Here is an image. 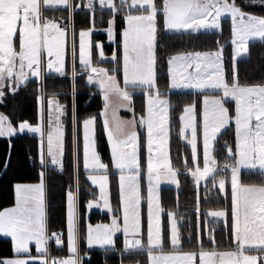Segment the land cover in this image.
<instances>
[{"label": "snow or ice", "instance_id": "1", "mask_svg": "<svg viewBox=\"0 0 264 264\" xmlns=\"http://www.w3.org/2000/svg\"><path fill=\"white\" fill-rule=\"evenodd\" d=\"M51 0H43L49 4ZM69 5V0H56ZM249 4L264 5V0H247ZM102 7L113 9L107 29L111 40L115 41V14L126 11L123 17L127 26L122 31V52L114 51L107 57L101 43L93 44L90 37L93 28L79 32V61L88 73L89 83H96L103 94L104 107L101 113L102 126L111 144V160L119 173L120 194L123 200L122 216L113 214L111 223L87 225V244L113 246L117 232L125 238V250L146 252L150 264H264V183H244L241 168L264 169V83H242L237 58L248 53L249 41H264V15L246 12L237 0H121L117 8L114 0H99ZM126 5V8H125ZM41 0H0V98L4 96L6 85L13 92L28 82L29 76L41 81L40 119L36 125L22 121L13 126L0 113V137H11L25 130L40 135L39 159L41 172L38 183H17L14 185L15 204L0 210V234L10 237L15 256L0 261V264H81L78 251L77 202L80 192L79 145L75 132L76 117L73 115V133L66 144L64 122L66 106L57 99L58 93L49 97L43 81L46 75L55 72L65 75V37L67 27H62L54 19H47L41 11ZM86 7L95 12V0H87ZM136 8L140 14H132ZM231 17L230 43L234 45L231 67L226 68L223 46L216 50H187L170 55L167 59L168 79L171 89L191 88L202 94L199 115L202 116L203 157L197 152V116L195 102L182 108L183 129H191V160L183 158L185 174L190 175L197 189L195 211L199 216L223 220L224 230L230 234L235 244L234 250H220L216 241V229L208 230L211 248L204 247L203 235L198 232V250L182 251V236L178 227V212L167 213L170 220L167 238L161 227L159 189L162 182H169L179 188L180 168L172 163L169 153V124L171 102L168 91H161L157 75L158 48L161 46L162 32L197 35L201 31L211 33L222 31V19ZM98 61L113 63L112 69L97 67L93 62V49ZM72 69L75 81L78 73L76 31L72 26ZM122 73L121 87L117 74ZM131 89L132 91H130ZM140 89L147 94L146 115L135 113L133 91ZM220 94H213L215 92ZM75 84H73V93ZM113 97L119 99L113 103ZM234 101L230 112L228 101ZM47 105V109L45 107ZM124 108L132 113L131 119L119 115ZM111 110V112H109ZM47 111V131L45 114ZM96 116L83 120V167L91 171H103L101 176L90 175L93 184L100 187L103 207L112 211L107 189L108 164L102 162L96 150ZM234 123L235 145L225 142L224 148L234 163L217 167L213 155L215 142L221 133ZM138 126L146 129L148 213L146 241L142 222L139 186L140 177V133ZM155 152V155L153 153ZM73 162V183L67 190L68 231L71 255L68 258L47 259V244L54 238L57 245L62 243L61 234H48L47 226V185L48 173L44 170L50 162L65 170V156ZM46 157L48 159H46ZM7 165H5V168ZM230 170V177L228 172ZM127 173V175H126ZM209 177L211 181L209 182ZM219 177V178H217ZM204 182L205 199L229 201L228 207L205 209L201 213L199 188ZM100 206L92 200L87 207ZM173 251L164 253L165 241ZM189 240L191 235L189 234ZM35 244L38 256H33L30 245ZM254 251L256 254H248Z\"/></svg>", "mask_w": 264, "mask_h": 264}, {"label": "trees", "instance_id": "2", "mask_svg": "<svg viewBox=\"0 0 264 264\" xmlns=\"http://www.w3.org/2000/svg\"><path fill=\"white\" fill-rule=\"evenodd\" d=\"M159 2V0H157ZM80 8H77L78 4ZM237 3L243 7L246 12L264 15V5L249 4L247 0H237ZM73 20L75 31L80 26H86L91 23V18L97 26H103L108 23L113 14V9L95 8V12L80 2L73 0ZM44 13L48 15L64 14L69 15V7L44 8ZM122 26V24H121ZM121 26H118L120 29ZM93 44L98 41L104 42V48L107 52L113 50L121 51V36L118 32L116 41L109 42L105 32L94 31L92 33ZM231 38V20L222 19V31H201L197 35H183L179 33L162 32L160 38L161 46L158 48V59L161 63L163 72L159 77V85L165 89L168 87L167 72L165 67L170 55L187 50H215L219 45L224 48L225 67H231L232 61V44ZM104 64L109 69L113 68V63L105 61ZM240 78L242 83L255 84L264 83V41H251L249 51L237 61ZM85 74L76 76L73 83L69 72L65 75L48 74L45 76L43 86L47 94L58 93L61 100L65 103L67 112L64 116L65 124V141H70L73 133V115L76 117L75 132L79 145V182L80 192L78 196V235H79V257L81 264H123L138 263L146 264L147 253L135 250H125V242L121 237L116 238V243L112 247L89 246L85 240V217L87 214L86 203L89 199L95 198L96 188L87 179L86 171L83 168L82 145L79 122L82 118L93 115L97 117V142L100 154L104 161H110L108 153V144L102 128L101 110L103 100L96 86L89 84ZM75 84V97H72L71 91ZM41 81L39 79H29L26 84L20 85L15 92L8 90L0 98L1 108L10 117L13 125L21 120H27L30 123H36L39 119L38 100L40 96ZM170 101L172 104L170 110V157L172 163L180 168L178 179L180 187L164 186L161 188V206L164 208L163 220L167 222L168 210L178 212V227L182 236L181 250H198L197 236L201 232L204 240V247L209 249L212 245L208 241V230L216 229V241L220 250L235 249V244L230 238V234L224 230L223 220L219 223L215 219L208 217L205 223V216L200 215L199 221L195 211L197 200V189L194 180L190 175L185 174L183 168V158L188 159L191 165V146L181 137L180 114L184 105L191 102H200L201 93L195 91H170ZM135 96L143 97V93H136ZM138 101V99H136ZM137 108H142L137 107ZM232 112L234 107H229ZM199 115V107H198ZM235 145V128L234 124L225 129L216 141L215 157L218 168H221L226 162L234 163V159L227 154L224 144ZM40 140L36 134L17 133L10 138H0V210L11 206L15 201L14 185L20 182H35L39 180L41 172V163L39 159ZM142 157L145 161V150L142 149ZM65 170L60 172L53 166H45L48 173L46 178L47 185V226L48 234H63L67 229V190L73 183L74 170L73 162L70 155L65 156ZM200 164L202 157L200 155ZM5 165L7 167L5 168ZM241 179L244 183L264 182L262 173L241 170ZM211 179H209V182ZM114 184V183H113ZM201 184L199 188L201 213L205 209H215L228 207L229 201H224L213 197L205 199L204 187ZM111 199L114 206L118 207L115 212L119 211V200L116 193V185H111ZM91 223L108 222L110 216L106 212L93 210L88 214ZM144 225L146 226V216H144ZM168 231L165 225L164 234ZM189 234L191 240H189ZM50 253L54 255L66 254V246H58L55 239L49 241ZM169 248V246H168ZM14 255L12 240L8 237H0V261L4 258ZM39 264V263H37Z\"/></svg>", "mask_w": 264, "mask_h": 264}, {"label": "rangeland", "instance_id": "3", "mask_svg": "<svg viewBox=\"0 0 264 264\" xmlns=\"http://www.w3.org/2000/svg\"><path fill=\"white\" fill-rule=\"evenodd\" d=\"M114 3L117 5V8H120L121 7V0H114ZM127 3H131V0H127ZM41 4H42V7H41V11H43V8L47 7L48 6H51L53 3H49V4H43V0H41ZM55 4L59 5V6H65L64 4H61V3H57L56 0H55ZM44 5V6H43ZM69 5H70V0H69ZM67 6V5H66ZM81 7V4L79 3L77 5V8H80ZM87 8V7H86ZM95 8H99V9H102V8H106V9H111L110 7H102L100 4H99V0H95ZM125 8H126V5H125ZM132 11V14H140V11H137L136 8H133L131 9ZM118 13H122L123 16H120ZM59 14V13H58ZM54 15V14H53ZM113 15V14H112ZM126 15V11L125 10H121L119 12H117L115 14V18H116V24H115V36L117 38V28L118 26H121V24H124V27L122 28L121 30V39H122V31L123 29L127 26V22L126 20L123 18L124 16ZM49 16L48 14H46V17ZM112 18V16L109 18V21L110 19ZM224 18H229L231 20V17L230 15H226ZM223 18V19H224ZM109 21L107 24L103 25V26H97L95 21H94V17L91 18V23L89 25L86 24V26H80L79 28H77L76 30V44H77V58H76V63H75V68H76V72L79 74H85L84 77L86 79V81L88 82L87 80V75L88 73L84 72V70L82 69L81 67V63L79 61V32L81 29H88V28H93V31H104L106 34H107V40L110 42H114L113 40L110 39L109 37V33L107 31V29L110 27V24H109ZM213 31H216V30H213ZM91 41L93 42V38H92V34H91V37H90ZM116 41V40H115ZM122 41V40H121ZM251 41H256V40H251ZM249 41V43L251 42ZM97 43H101V44H104L103 41H98ZM71 44H72V29H68L67 30V34H66V37H65V46H66V51H65V73H68L69 72V75L71 76L72 80H73V77L71 75V69H72V55H71ZM104 46V45H103ZM216 50V49H215ZM114 51H117L116 49L113 50L112 52H107L104 48V52H105V55L107 57H111L112 53ZM202 51H207V50H202ZM214 51V50H213ZM121 52H122V44H121ZM175 54V53H174ZM173 55V54H172ZM233 55H234V45H232V58H233ZM244 54H242L240 57L237 58V61L243 56ZM223 58H224V48H223ZM93 62L96 64L97 67H103V68H107L109 69L106 64H104L105 61L103 62H100L98 61V57H97V51L96 49L94 48L93 49ZM224 64H225V58H224ZM165 71L167 72V82H168V87H167V91H168V98L170 99V94L169 92L170 91H195V92H198L197 90L195 89H191V88H180V89H171L169 87V79H168V64H166V67H165ZM163 72V69H162V66H161V63L158 59V65H157V75H158V80H159V77L161 76V73ZM52 74H57L55 72H51ZM49 73V74H51ZM57 75H60V74H57ZM36 77L34 76H29V79H34ZM28 79V80H29ZM38 79V78H36ZM117 79L119 80L120 82V85L121 87L124 86L123 84V75L122 73H118L117 74ZM74 83V81H73ZM89 83V82H88ZM91 85H94L98 88L99 90V93L101 94V97H102V100H103V94H102V91L99 89L98 85L96 83H89ZM10 87L9 85H6L5 88H4V92H7L8 90H10ZM159 88L160 90L163 92L165 91L166 89L161 87L159 85ZM130 91H132L131 89H129ZM72 97H75V94L76 92L73 93V89L72 91L70 92ZM136 93H143V97L140 98L138 96H135ZM213 94H220L218 91L213 93ZM49 97L51 96V94H48ZM57 99L59 100V102L63 105H65V103L61 100L60 96L58 95L57 96ZM136 99H138V101H136ZM201 99H202V94H201V98H200V102L199 103H196L197 105V109L199 107V109L201 108ZM133 102H134V107H135V113L137 116L141 115V114H144L146 115V108H147V94L140 90V89H136L133 91ZM171 102V101H170ZM113 103L114 104H118L119 103V99L116 98V97H113ZM193 103V102H191ZM190 104V103H189ZM172 105V104H171ZM187 105V104H186ZM235 105V102L234 101H231L229 100L228 103H227V106L228 107H234ZM142 108H137V107H141ZM185 106V105H184ZM183 106V107H184ZM46 109H47V105H45ZM103 107H104V101H103V106H102V110H101V113L103 111ZM230 109V108H229ZM38 110H39V119H40V100H38ZM234 110V109H233ZM109 112H111V110H109ZM231 112V111H230ZM0 113H2L3 115H5L6 117H8V119L10 120V117L7 113L4 112V110L1 108V104H0ZM119 115L124 118V119H131L132 118V113L129 112L128 110L124 109V108H120L119 109ZM181 115H183V112H181L180 114V117ZM46 118H45V124H46V128H45V131H47V111H46V114H45ZM90 116H93V115H89V116H86L84 118H82L79 122V127H80V137H81V145H82V158H83V147H84V140H83V136H84V132H83V120L90 117ZM102 117V116H101ZM39 119H38V122H39ZM64 122V116L61 118ZM11 121V120H10ZM22 121H27V120H21L17 123V125H12L13 126H18L20 122ZM102 121H103V117H102ZM197 121H198V124H197V152H198V155L200 157H203V143H202V116L201 115H198L197 116ZM29 122V121H27ZM38 122L36 123H30L32 125H36ZM180 123H181V130L183 129V122L181 121L180 119ZM234 124V123H233ZM64 128H65V124H64ZM103 128V126H102ZM138 132L140 133V150H139V158H140V177H139V186H140V194H141V203H140V212H141V217H142V222L144 221V216H146V226L144 225V229L147 228V213H148V188H149V181H148V176H147V148H146V129L143 127V126H138ZM169 130H170V124H169ZM103 132H104V135H105V138H106V141H107V144H108V153H109V156H110V161L106 162L103 160L101 154H100V151H99V148H98V142H97V127L95 125V138H96V150L99 152L100 156H101V159H102V162L105 163V164H108V171H107V175L109 177V181H108V185H107V189H108V192H109V201H110V205H111V208H112V211L110 212L107 208L103 207V201L100 200V187L98 184H93L91 182V180L89 179V176L90 175H96V176H101V175H104L105 173L103 171H100V170H97V171H91V170H85L86 171V176H87V179L90 181V183L92 184V187L93 188H96V191H95V194H96V198L93 199H89L87 201V203L89 201H92V200H96V201H99L100 203V206L98 207H92L93 210L95 209H99V210H102V211H105V212H108L109 213V216L111 217L110 220L108 222H97V223H91L89 221V218H88V214H86V217H85V240L87 242V239H86V234H87V225L88 224H91L93 226H95L96 224H109L111 223V219H112V216L113 214L115 215H118V216H122V211H123V200H122V197H121V194H120V182H119V173L117 172V170H115L114 166H113V163H112V160H111V144L109 143L108 139H107V134L106 132L104 131L103 129ZM20 133V132H18ZM23 133H32V132H29L27 130H25ZM17 134V133H16ZM14 134V135H16ZM32 134H36L38 137H39V140H40V135L38 133H32ZM13 135V136H14ZM3 137H6V138H10L8 136H3ZM181 137L189 143L190 139H191V129H185L183 131V133H181ZM2 138V137H0ZM219 138V137H218ZM190 144V143H189ZM191 146V144H190ZM215 147H216V142H215ZM144 148L145 150V161L142 157V149ZM169 153H170V141H169ZM228 154V153H227ZM153 155H155V152L153 153ZM214 157H215V152L213 153ZM46 159H48L46 157ZM216 159V157H215ZM217 162V160H216ZM47 165H52L50 162L47 164ZM46 165V166H47ZM53 166H56V165H53ZM200 166L202 167L203 164H200ZM241 170H245V171H251V172H259V173H262L263 175V178H264V169H261L259 168V166H257L256 168H250V167H242ZM127 175V173H126ZM230 177V176H229ZM219 178V177H217ZM209 179H211V177H209ZM38 181H35V182H20V183H38ZM114 183V184H113ZM264 183V182H263ZM17 184V183H16ZM254 184H257V183H254ZM260 184V183H259ZM111 185H116V193H117V196H118V200H119V211L118 212H115V210H117L118 207L114 206V203L112 202V199H111ZM164 186H173L175 188H177L176 185L172 184V183H169L167 181L165 182H162L161 185H160V189H159V196L161 195V188L164 187ZM180 187V185H179ZM47 196V195H46ZM160 200H161V197H160ZM87 203H86V207H87ZM14 204H15V201H14ZM14 204H12L11 206H8V207H13ZM160 206H161V203H160ZM6 207V208H8ZM88 208V207H87ZM162 208V212L160 214V219H161V227L163 229V232H164V228H165V225L167 226L168 228V231H167V234L165 235V237L167 238L168 234H169V228H170V220H169V217L167 216V222H165V220H163V213H164V208L161 206ZM5 209V208H3ZM2 210V209H1ZM88 210H90L88 208ZM91 210V211H93ZM169 211H174V210H168ZM90 212V211H89ZM67 215H68V207H67ZM211 218V217H210ZM79 219V218H78ZM214 219V218H213ZM2 235V234H0ZM146 236V235H145ZM3 237H6V236H3ZM117 237H121L123 240H125L124 238V234L122 232H117L115 234V237H114V245L116 243V238ZM10 238V237H8ZM61 238H62V243L58 246H66L67 248V256L69 257L71 255V252H70V242H69V231H68V219H67V229H66V232L64 233V236L63 234H61ZM11 239V238H10ZM13 243V242H12ZM113 245V246H114ZM92 246H99V247H110V246H101L99 244H95V245H92ZM169 246V248H168ZM33 247L34 245H30V248H31V253L33 256H38V254H35L34 251H33ZM36 248V246H35ZM13 249H14V246H13ZM48 249V248H47ZM35 250V249H34ZM37 250V249H36ZM230 250H234V249H230ZM163 251L164 253H169L171 251H173L171 245L167 242V239L165 241V244H164V247H163ZM182 251H188V250H182ZM189 251H195V250H189ZM50 253V248L48 249V254ZM48 254H47V259H48ZM248 254H256L254 251L252 252H249ZM15 256V252H14V255L12 256H9V257H6L4 258L5 259H8V258H12ZM65 256V255H64ZM66 257V256H65ZM64 257V258H65ZM39 262V261H38ZM123 264H138V263H123ZM146 264H150V261H149V257L147 255V258H146Z\"/></svg>", "mask_w": 264, "mask_h": 264}, {"label": "built area", "instance_id": "4", "mask_svg": "<svg viewBox=\"0 0 264 264\" xmlns=\"http://www.w3.org/2000/svg\"><path fill=\"white\" fill-rule=\"evenodd\" d=\"M79 1L82 2L85 6L87 5V0H79ZM42 14H43L44 17H46V14L43 11H42ZM73 14H74V9L71 6L70 9H69V15L67 17L64 14H57V15H49L46 18L47 19H54L62 27H67L69 29H72V26L74 25ZM226 163H229V162H226ZM64 257H65L64 255H61V256H55V255H52V254L48 255V259L49 260L60 259V258H64Z\"/></svg>", "mask_w": 264, "mask_h": 264}, {"label": "crops", "instance_id": "5", "mask_svg": "<svg viewBox=\"0 0 264 264\" xmlns=\"http://www.w3.org/2000/svg\"><path fill=\"white\" fill-rule=\"evenodd\" d=\"M50 3H53L51 6H48V8H57V7H69V9H70V7L72 6L73 7V0H70V5H65V6H59V5H57V4H55V0H51V2ZM44 6V5H43ZM45 8V7H44ZM44 8H43V10H44ZM74 9V8H73ZM104 9V8H103ZM106 9V8H105ZM120 16H123L122 15V13H118ZM124 27V24H122V26H121V28L119 29V28H117V36H118V32H120V36H121V30H122V28ZM67 29H69V28H67ZM101 32V31H100ZM102 32H104V31H102ZM117 39V38H116ZM122 40V39H121ZM112 42V41H111ZM47 166H53V165H47ZM53 167H57L58 168V166H53ZM217 167H218V165H217ZM84 168V167H83ZM228 176H230V171L228 172ZM202 183H204V182H201V184ZM96 198V197H95ZM95 198H93V199H95ZM3 210V209H2ZM91 210H93L92 208H90V210H88V208H87V214H89L90 212H91ZM95 210H99V209H95ZM90 211V212H89ZM99 211H102V210H99ZM102 212H105V211H102ZM77 213H78V204H77ZM106 213H108V212H106ZM109 214V213H108ZM222 220V219H221ZM147 229V228H146ZM146 229H144L145 230V235H146ZM0 237H3V235H0ZM49 241H50V239H49ZM49 241H48V244H47V248L49 249ZM145 241H146V236H145ZM124 242H125V240H124ZM32 245H34V247H33V251H34V253L35 254H38L37 253V250H36V248H35V244L33 243ZM97 247H99V246H97ZM110 247H112V246H110ZM104 248V247H103ZM108 248V247H107ZM35 249V250H34ZM78 251H79V235H78ZM67 254V253H66ZM66 254H64V255H66ZM65 258H68V256L66 255V257ZM37 263H39L40 264V262H38L37 261Z\"/></svg>", "mask_w": 264, "mask_h": 264}]
</instances>
